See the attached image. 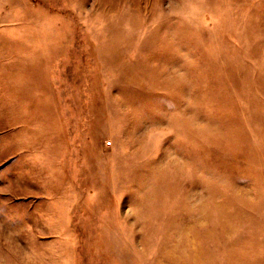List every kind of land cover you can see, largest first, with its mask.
I'll return each mask as SVG.
<instances>
[{
	"label": "rangeland",
	"instance_id": "374dc122",
	"mask_svg": "<svg viewBox=\"0 0 264 264\" xmlns=\"http://www.w3.org/2000/svg\"><path fill=\"white\" fill-rule=\"evenodd\" d=\"M0 264H264V0H0Z\"/></svg>",
	"mask_w": 264,
	"mask_h": 264
}]
</instances>
